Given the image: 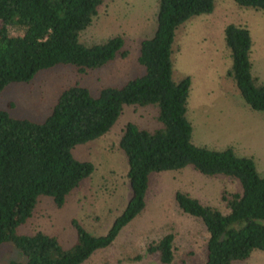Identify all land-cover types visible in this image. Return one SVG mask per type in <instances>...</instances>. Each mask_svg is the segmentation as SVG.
Returning <instances> with one entry per match:
<instances>
[{"label":"trees","instance_id":"1","mask_svg":"<svg viewBox=\"0 0 264 264\" xmlns=\"http://www.w3.org/2000/svg\"><path fill=\"white\" fill-rule=\"evenodd\" d=\"M104 0H0V91L12 82H28L40 70L70 64L86 75L116 57H125L122 35L84 44L80 32L89 26ZM156 27L139 42L141 74L120 85H104L96 94L79 80L62 86L48 116L41 122L12 117L0 108V255L11 244L21 258L6 264H83L94 252L107 248L145 208L150 176L187 165L208 177L225 176L237 188H223V209L203 204L177 190L174 202L201 221L207 231L204 264H232L254 250L264 251V175L251 157L191 141L187 118L190 77L172 78V44L176 28L190 17L209 13L214 0H157ZM264 12V0H235ZM18 33H16V32ZM224 41L230 50V77L247 106L264 111V81L251 73V36L242 24L229 23ZM125 106L155 109L157 126L141 127L127 121L119 148L127 161L129 197L124 208L102 234L89 232L71 219L75 240L64 246L56 235L40 230L23 232L41 197L56 208L65 205L94 170L88 160L74 156L78 144L110 130ZM174 234L149 242L144 252L162 264L176 258Z\"/></svg>","mask_w":264,"mask_h":264},{"label":"rangeland","instance_id":"2","mask_svg":"<svg viewBox=\"0 0 264 264\" xmlns=\"http://www.w3.org/2000/svg\"><path fill=\"white\" fill-rule=\"evenodd\" d=\"M157 0H104L92 23L80 32L84 44L104 41L120 34L128 50L125 57L79 75L70 64H57L38 71L28 82L9 83L0 91V108L12 117L43 121L62 86L76 80L93 95L104 85H120L141 74L139 42L150 37L156 27ZM229 23L245 25L251 36V73L257 83L264 81V12L238 5L235 0H214L213 10L190 17L175 30L172 44V78L190 77L187 118L192 125L191 141L209 148L231 147L239 156L251 157L264 175V111L250 109L234 81L226 75L231 66L230 50L224 41ZM16 32V31H15ZM18 33V32H16ZM151 107L125 106L109 131L99 138L74 147L73 154L93 163L94 170L81 186L56 208L41 197L33 215L21 227L56 235L64 246L75 240L71 219L89 232L104 233L124 208L129 187L127 161L119 148V138L127 121L141 127H156ZM237 184L225 176L208 177L187 165L150 176L144 210L119 234L112 245L94 252L83 264H162L156 254H146L145 246L163 234H174L176 258L172 264H204L207 231L201 221L183 213L174 202L177 190L197 197L201 203L223 209L220 193ZM21 258L11 244L1 245L0 264ZM247 260V261H246ZM245 261L232 264H264V251L254 250Z\"/></svg>","mask_w":264,"mask_h":264},{"label":"crops","instance_id":"3","mask_svg":"<svg viewBox=\"0 0 264 264\" xmlns=\"http://www.w3.org/2000/svg\"><path fill=\"white\" fill-rule=\"evenodd\" d=\"M256 111V110H255ZM248 259V258H247ZM245 261V260H244ZM247 261V260H246ZM260 261H255L253 264H261V263H259Z\"/></svg>","mask_w":264,"mask_h":264}]
</instances>
